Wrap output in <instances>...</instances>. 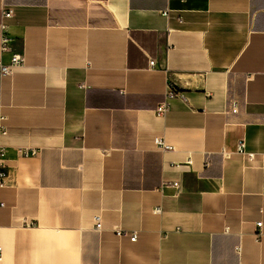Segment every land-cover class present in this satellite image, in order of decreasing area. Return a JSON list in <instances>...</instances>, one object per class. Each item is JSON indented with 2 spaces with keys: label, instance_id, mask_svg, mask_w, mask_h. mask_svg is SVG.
Returning <instances> with one entry per match:
<instances>
[{
  "label": "crops",
  "instance_id": "1",
  "mask_svg": "<svg viewBox=\"0 0 264 264\" xmlns=\"http://www.w3.org/2000/svg\"><path fill=\"white\" fill-rule=\"evenodd\" d=\"M5 4L0 264H264V0Z\"/></svg>",
  "mask_w": 264,
  "mask_h": 264
},
{
  "label": "built area",
  "instance_id": "2",
  "mask_svg": "<svg viewBox=\"0 0 264 264\" xmlns=\"http://www.w3.org/2000/svg\"><path fill=\"white\" fill-rule=\"evenodd\" d=\"M1 5V21H0V32H1V39H0V52L2 54L11 53L10 62L8 64H0V73L1 76H10L14 69L21 67L24 65L25 59L22 54L15 53L12 50V38L8 32V25L7 21L10 20L14 16V11L11 7L6 6L5 0H0ZM163 15L165 17L169 16V12H164ZM156 65L155 60H151L150 66L154 67ZM1 89V88H0ZM181 94L175 88L174 84L171 82L168 85V90L166 93V97L163 103H161L157 110V116L165 117L166 114L169 112V101L179 97ZM232 111L234 113L237 112V104L233 103ZM2 120V118H1ZM0 133L1 135L6 134V128L3 124L0 126ZM155 145L161 152H168L173 149L171 145H169L163 138H155ZM25 155H33L35 154L32 150H25L23 152ZM236 153L247 157L249 160H253L255 155L247 151V146L244 141L239 142L237 146ZM9 180V173L7 167V159H6V150L4 147L0 146V191L5 189L8 185ZM175 187H178V184H175ZM5 207V204L0 201V210ZM161 208H155L153 210L154 214H161ZM258 227L262 226V223L257 224ZM103 229L102 220L100 217L95 218V231L100 232ZM114 233L118 237H128L132 242L137 240V233L136 232H129L120 228H114ZM3 260V252L2 247L0 246V262Z\"/></svg>",
  "mask_w": 264,
  "mask_h": 264
}]
</instances>
